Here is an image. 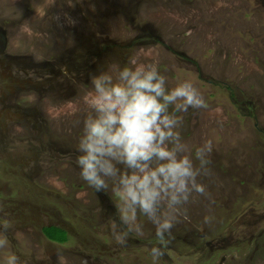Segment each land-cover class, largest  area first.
I'll list each match as a JSON object with an SVG mask.
<instances>
[{
	"label": "rangeland",
	"instance_id": "374dc122",
	"mask_svg": "<svg viewBox=\"0 0 264 264\" xmlns=\"http://www.w3.org/2000/svg\"><path fill=\"white\" fill-rule=\"evenodd\" d=\"M132 58L206 101L182 137L193 155L211 142L209 195L185 206L159 260L143 215L142 235L113 238V195L75 162L89 75ZM50 226L66 243L45 238ZM4 237L0 264H264V0H0Z\"/></svg>",
	"mask_w": 264,
	"mask_h": 264
},
{
	"label": "clouds",
	"instance_id": "9594fccd",
	"mask_svg": "<svg viewBox=\"0 0 264 264\" xmlns=\"http://www.w3.org/2000/svg\"><path fill=\"white\" fill-rule=\"evenodd\" d=\"M88 80L75 161L79 176L96 192L111 191L118 219L112 236L118 243L143 234L140 215L154 225L159 244L150 255L159 260L173 227L187 218L185 206L209 195L201 178L211 171V142L193 155L182 137L184 114L205 108V97L187 80L169 87L158 63L140 64L136 58L123 67L111 64ZM7 243L0 238V248ZM18 261L11 254L7 264Z\"/></svg>",
	"mask_w": 264,
	"mask_h": 264
},
{
	"label": "trees",
	"instance_id": "16d2710c",
	"mask_svg": "<svg viewBox=\"0 0 264 264\" xmlns=\"http://www.w3.org/2000/svg\"><path fill=\"white\" fill-rule=\"evenodd\" d=\"M47 228V227H46ZM50 230L47 232L45 228H42V234L45 236L48 241H52L58 244L66 243L67 232L59 227L50 226ZM55 235V236H54Z\"/></svg>",
	"mask_w": 264,
	"mask_h": 264
},
{
	"label": "bare ground",
	"instance_id": "6f19581e",
	"mask_svg": "<svg viewBox=\"0 0 264 264\" xmlns=\"http://www.w3.org/2000/svg\"><path fill=\"white\" fill-rule=\"evenodd\" d=\"M231 60V59H230ZM205 63V62H204ZM225 63V62H224ZM224 68V67H223ZM221 74H222V71H221ZM212 77V76H211ZM222 77L224 78L223 74H222ZM226 79V78H225Z\"/></svg>",
	"mask_w": 264,
	"mask_h": 264
}]
</instances>
